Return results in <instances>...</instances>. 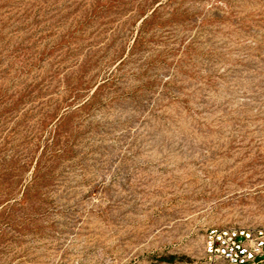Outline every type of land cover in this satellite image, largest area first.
Listing matches in <instances>:
<instances>
[{"label":"rangeland","instance_id":"obj_1","mask_svg":"<svg viewBox=\"0 0 264 264\" xmlns=\"http://www.w3.org/2000/svg\"><path fill=\"white\" fill-rule=\"evenodd\" d=\"M211 228L264 230V0H0V264H204Z\"/></svg>","mask_w":264,"mask_h":264},{"label":"built area","instance_id":"obj_2","mask_svg":"<svg viewBox=\"0 0 264 264\" xmlns=\"http://www.w3.org/2000/svg\"><path fill=\"white\" fill-rule=\"evenodd\" d=\"M204 247V264H264L263 229L211 228Z\"/></svg>","mask_w":264,"mask_h":264}]
</instances>
